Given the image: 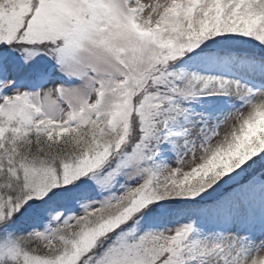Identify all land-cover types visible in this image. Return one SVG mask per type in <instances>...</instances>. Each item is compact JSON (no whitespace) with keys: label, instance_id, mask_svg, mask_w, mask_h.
I'll use <instances>...</instances> for the list:
<instances>
[{"label":"snow or ice","instance_id":"snow-or-ice-1","mask_svg":"<svg viewBox=\"0 0 264 264\" xmlns=\"http://www.w3.org/2000/svg\"><path fill=\"white\" fill-rule=\"evenodd\" d=\"M0 264H264V0H0Z\"/></svg>","mask_w":264,"mask_h":264}]
</instances>
